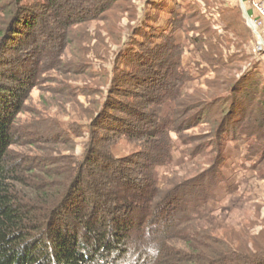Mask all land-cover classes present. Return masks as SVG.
I'll list each match as a JSON object with an SVG mask.
<instances>
[{
  "label": "rangeland",
  "instance_id": "1",
  "mask_svg": "<svg viewBox=\"0 0 264 264\" xmlns=\"http://www.w3.org/2000/svg\"><path fill=\"white\" fill-rule=\"evenodd\" d=\"M22 1L38 23L29 47L5 54L11 64L1 69L31 77L11 152L24 156V165H39L40 178L41 170L67 163L86 170L101 156L136 185L138 173L152 168L158 189L182 200L186 186L214 182L215 198L195 226L234 248L263 246L257 132L235 141L214 136L218 110L239 76L258 85L249 90L253 98L264 87L255 33L264 41V29L248 26L250 7L239 0H98L92 10L66 13Z\"/></svg>",
  "mask_w": 264,
  "mask_h": 264
},
{
  "label": "trees",
  "instance_id": "2",
  "mask_svg": "<svg viewBox=\"0 0 264 264\" xmlns=\"http://www.w3.org/2000/svg\"><path fill=\"white\" fill-rule=\"evenodd\" d=\"M98 5V0L40 2L44 12ZM31 8L22 0H0V264H264V242L251 250L234 248L195 226L215 198L214 182L186 186L182 200L158 189L152 168L138 173L142 183L136 185L138 179L101 156L98 163L88 159L93 166L86 170L67 163L41 170L40 178L39 165H24L25 157L11 152L31 77L14 68L1 69L11 64L5 54L34 39L38 22ZM241 83L245 87L237 88ZM231 85L227 103L214 120V136L235 141L257 132L252 134L256 150L264 158V87L253 98L249 90L258 85L245 74ZM168 148L169 143L163 158L169 160ZM55 177L62 181L51 182Z\"/></svg>",
  "mask_w": 264,
  "mask_h": 264
},
{
  "label": "built area",
  "instance_id": "3",
  "mask_svg": "<svg viewBox=\"0 0 264 264\" xmlns=\"http://www.w3.org/2000/svg\"><path fill=\"white\" fill-rule=\"evenodd\" d=\"M241 6L245 9L247 6L251 9V17L249 18L251 24L255 31L264 29V1L262 0H239ZM254 31V32H255ZM258 37V46L259 50H264V41L261 37L258 36L257 32H255Z\"/></svg>",
  "mask_w": 264,
  "mask_h": 264
},
{
  "label": "water",
  "instance_id": "4",
  "mask_svg": "<svg viewBox=\"0 0 264 264\" xmlns=\"http://www.w3.org/2000/svg\"><path fill=\"white\" fill-rule=\"evenodd\" d=\"M244 17H245V20H246L248 26H250L249 23H251V21H250L248 15H247L246 13H244ZM250 27H251V26H250ZM251 29H252V28H251ZM252 30H253V29H252Z\"/></svg>",
  "mask_w": 264,
  "mask_h": 264
},
{
  "label": "crops",
  "instance_id": "5",
  "mask_svg": "<svg viewBox=\"0 0 264 264\" xmlns=\"http://www.w3.org/2000/svg\"><path fill=\"white\" fill-rule=\"evenodd\" d=\"M260 54L264 55V50Z\"/></svg>",
  "mask_w": 264,
  "mask_h": 264
},
{
  "label": "bare ground",
  "instance_id": "6",
  "mask_svg": "<svg viewBox=\"0 0 264 264\" xmlns=\"http://www.w3.org/2000/svg\"><path fill=\"white\" fill-rule=\"evenodd\" d=\"M249 25L251 26L252 24H251V23H249ZM251 27H252V29H254V28H253V26H251Z\"/></svg>",
  "mask_w": 264,
  "mask_h": 264
}]
</instances>
